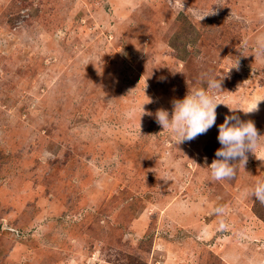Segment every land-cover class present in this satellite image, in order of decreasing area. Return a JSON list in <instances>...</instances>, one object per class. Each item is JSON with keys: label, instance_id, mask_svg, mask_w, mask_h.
Here are the masks:
<instances>
[{"label": "rangeland", "instance_id": "1", "mask_svg": "<svg viewBox=\"0 0 264 264\" xmlns=\"http://www.w3.org/2000/svg\"><path fill=\"white\" fill-rule=\"evenodd\" d=\"M260 40L264 0H0V264H264ZM206 74L216 124L178 144L155 113ZM233 113L262 136L217 181Z\"/></svg>", "mask_w": 264, "mask_h": 264}, {"label": "clouds", "instance_id": "2", "mask_svg": "<svg viewBox=\"0 0 264 264\" xmlns=\"http://www.w3.org/2000/svg\"><path fill=\"white\" fill-rule=\"evenodd\" d=\"M258 45L264 48V40L258 41ZM206 75V87H192L182 99L173 100L171 114L167 109H159L155 113L156 122L162 126L163 131H169L178 144L195 139L216 124V110L221 104L217 102V93L222 91V80L214 74ZM258 103L244 112L257 110ZM142 114H145L144 109ZM218 129L217 139L222 147L216 150V158L206 166L211 170V177L217 181L234 177L235 165L238 162L245 165L248 159L246 153L249 151L254 153L262 136L253 121H243L235 113L226 115ZM205 163L207 164L206 158ZM250 194L264 203V180H257ZM215 212L223 214L224 208L217 207Z\"/></svg>", "mask_w": 264, "mask_h": 264}, {"label": "trees", "instance_id": "3", "mask_svg": "<svg viewBox=\"0 0 264 264\" xmlns=\"http://www.w3.org/2000/svg\"><path fill=\"white\" fill-rule=\"evenodd\" d=\"M258 203H259V201L257 200V201H256V204H255V208H253V212H254L256 215L261 216L262 214H261V212H260V209H258V208L256 207V206H258ZM262 207H263V209H264V203H263ZM261 217H262V216H261Z\"/></svg>", "mask_w": 264, "mask_h": 264}]
</instances>
